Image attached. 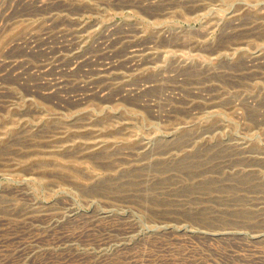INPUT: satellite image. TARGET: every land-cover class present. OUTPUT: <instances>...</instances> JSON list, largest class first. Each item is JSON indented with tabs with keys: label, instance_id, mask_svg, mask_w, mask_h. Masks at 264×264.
Here are the masks:
<instances>
[{
	"label": "rangeland",
	"instance_id": "obj_1",
	"mask_svg": "<svg viewBox=\"0 0 264 264\" xmlns=\"http://www.w3.org/2000/svg\"><path fill=\"white\" fill-rule=\"evenodd\" d=\"M0 264H264V0H0Z\"/></svg>",
	"mask_w": 264,
	"mask_h": 264
}]
</instances>
